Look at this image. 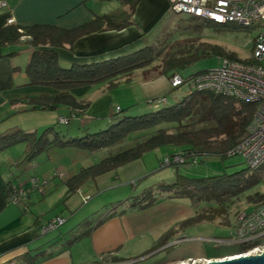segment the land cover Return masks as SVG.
<instances>
[{
    "label": "trees",
    "instance_id": "16d2710c",
    "mask_svg": "<svg viewBox=\"0 0 264 264\" xmlns=\"http://www.w3.org/2000/svg\"><path fill=\"white\" fill-rule=\"evenodd\" d=\"M139 1L141 0H123V7L119 10L100 15L95 14L90 21L72 28H63L48 23L29 26L8 24L0 27L1 47L5 48L22 42L23 38H26L25 42L33 47L26 67L27 85L46 86L54 90L14 101H25L31 104L32 109L64 108L67 111L66 115L83 116L90 101L78 99L72 92L79 87L97 85L102 82L110 83V87L117 86L116 80L120 77L148 67L158 69L161 74L171 78L176 74L182 75L181 70L199 59L215 55L246 63L255 62L254 43L252 56L242 59L235 51H228L222 45H204L198 43L195 37L184 36L170 37L171 39L160 36L154 42L131 53L107 60L71 65H64L60 62L58 48L66 47L72 50L74 42L86 34L122 30L135 24L133 16ZM198 20L203 21L205 25H241ZM198 26L195 24V27ZM6 55L10 56L12 52ZM192 76L194 77V74H191L189 78L183 77L189 81ZM176 89L173 88V90ZM162 100L163 98H154L149 101L152 109L141 115L125 116L116 122L112 121L111 116L107 127L94 132L85 129L82 135L77 134L70 137L62 135L53 125L40 133L34 129L12 127L0 132V151L21 141H26L29 148L26 159H32L36 154L52 147L74 146L90 151L118 145L123 147L120 151L92 165L82 166L77 173L68 177L65 184L67 186L66 195H69L86 185H95L99 176L136 161L146 152L165 144L180 146L181 153L184 152L190 157L217 155L224 159L228 156V151L246 137L247 128L260 106L257 102H245L235 97L199 90H192L173 105L166 106ZM122 110L121 108L120 111ZM176 154L178 153L171 155ZM262 181H264V164L253 172H246V169H242L232 173L180 178L175 182L161 185L159 194L150 190L141 197L133 196L135 200L128 209H123L117 214L116 212L108 213L95 227L129 210L147 209L160 200L174 198H187L195 206L201 202L208 205L200 208L199 205L192 217L180 221L169 229L158 240L161 245L174 239L179 229L191 224L220 221V224L224 226L233 227L241 211L251 210L264 202L263 191L247 192ZM239 205L241 207H237ZM83 235L81 234L78 238ZM260 244H264V234L250 242L225 246L212 244L211 252L205 256L221 257L240 251L246 252ZM41 252L35 254L31 251L27 252L25 254L26 264H40L54 255L49 253L44 260H39L38 254Z\"/></svg>",
    "mask_w": 264,
    "mask_h": 264
},
{
    "label": "rangeland",
    "instance_id": "374dc122",
    "mask_svg": "<svg viewBox=\"0 0 264 264\" xmlns=\"http://www.w3.org/2000/svg\"><path fill=\"white\" fill-rule=\"evenodd\" d=\"M112 4L116 8H122L123 0H113ZM113 5H109V8L111 9ZM125 8H129V6H125ZM171 18H173L174 22L169 30H162L161 32L164 33L161 34L158 30L154 31L153 36L155 38H159L160 36L161 38L165 37V39H171L170 37L178 38L180 36L195 37L198 43L204 45L219 44L228 51H235L242 59H247L252 56L254 38L264 30V22L261 24L255 23L252 26L246 27L241 25H205L203 21L189 14H177L174 12ZM195 24L199 26L195 27ZM181 32L183 33L181 34ZM9 46L15 49L18 48L20 51L17 59H19L18 63L21 64L27 53H29V51L26 52L30 48L29 43L23 41L22 43L11 44ZM30 57L31 54L29 53L28 58L30 59ZM222 59L223 56L220 55L201 58L189 67L181 70V74L189 78L191 74L195 75L197 72L221 66ZM26 67L27 65L25 64L21 73L27 79ZM22 76H17L16 79L22 81ZM193 78L192 76L191 79ZM191 79L181 88H177L174 91L182 95L180 99L172 102V105L192 90ZM109 85L110 83H108V89L105 92L111 95L110 112L112 121L116 122L125 116L146 113V111H137L138 109L131 110L123 106L131 98H134L135 101L140 99L136 92H131L127 88L129 83L125 85L123 82L112 87ZM10 102L0 107V132L12 127H21L34 129L40 133L47 127L53 125L62 135L70 137L72 135L76 136L77 134L82 135L81 133L85 132V129L94 132L108 125L107 119H99L96 121V123L100 122L98 125L91 124L84 126L81 125V119L77 116L72 117L69 123H59L58 117L60 115H66L64 109H32L31 104L25 101H18L16 105L14 104V100ZM118 105L124 107L120 112L117 111ZM165 105L167 106L166 103ZM21 144L26 145L27 142L21 141L15 144L17 147L8 149V151H4L5 149L1 150L0 164L3 161L12 159V157H17L18 151H21L23 148L21 146H24ZM121 149L123 147L120 145L92 151L74 146L52 147L36 154L32 158L34 164L24 174L26 179L23 180H30V183H27L28 185L31 184V178L33 177H36L40 184L46 182V185H44L45 193L33 191L32 210L37 215L42 214V217L49 213H60L66 219V222L58 229L45 235H39L38 239H42V242L44 241L42 244L44 245L43 251L38 254L39 260H44L49 253H53L54 259L60 258L59 264H160L187 257L208 255L211 252L212 244L204 239L230 234L233 228L232 226H224L220 224V221H204L179 229L174 239L164 245H161L159 241L155 243L153 234L146 232L141 237L142 241L139 242V245H135L132 242L131 246L128 244L124 249L119 248L118 250L112 249L103 252L97 251L90 233L108 213L116 212L117 214L123 209H128L133 200H135L133 196L141 197L150 190L159 194L161 192V185L175 182L184 177L211 176L221 173H232L242 169H246V172H253V169L249 167L242 154L227 156L224 159L217 155L203 156L200 157L199 164L189 168L178 165L162 167V162L171 154L181 153L180 146L165 144L146 152L142 158L103 175L107 178L104 186L100 184L98 186L96 184L84 186L82 188L84 194L91 197L88 202H83L78 191L66 195L67 186L65 179L67 177L77 173L82 166L92 165ZM20 177L21 175L15 179L18 180ZM258 190L264 192V181L259 182L247 192L251 193ZM169 200L167 202L168 204L166 203L167 205L161 203V213L159 215L156 213V215L146 218L147 224L153 221L154 217L158 216L159 218L161 217L162 227L163 220L165 222L168 216L165 226L173 225L177 221H180L178 217H183L187 214L192 215L196 212L199 205V208L208 205L201 202L198 206H195L187 198H174ZM237 207L241 206L239 205ZM242 207L244 208L245 206ZM182 209L186 210L185 214L182 213ZM28 214H23V216L27 217ZM165 214L167 215L165 216ZM182 219L184 220L185 218ZM153 232L157 234L160 231L154 230ZM81 234L84 235L78 238ZM183 236H187L189 240L174 242Z\"/></svg>",
    "mask_w": 264,
    "mask_h": 264
},
{
    "label": "crops",
    "instance_id": "0c3cea01",
    "mask_svg": "<svg viewBox=\"0 0 264 264\" xmlns=\"http://www.w3.org/2000/svg\"><path fill=\"white\" fill-rule=\"evenodd\" d=\"M5 1L8 7L0 8V27L8 24L29 26L37 23H48L63 28H72L90 21L95 17V14L111 13L120 9L112 4L113 0ZM109 5H113V7L110 9ZM172 13L169 0H141L134 12L135 24L122 30L86 34L74 42L72 50L66 47L58 48L60 62L64 65L90 63L131 53L150 42H154L156 39L153 36L154 31L158 30L161 34L164 33L161 32L162 30H169L174 22L173 18H171ZM11 17L14 18L13 23L9 21ZM25 39L23 38L22 42ZM9 47L0 46V107L11 103L10 101L12 100L53 92L54 90L50 87L27 85L28 78L26 79V77L22 76V68L29 63L28 55L29 53L32 55L33 47L29 44L30 48L26 50L29 53H27L21 64L18 63L19 59H17V55H20L18 48ZM8 52H12V55L7 56L6 53ZM17 76H22L23 80H17ZM116 82L117 85L123 82L125 85L129 83L127 88L131 92H136L140 99L135 101L134 98H131L123 106L125 108L131 107L132 110L138 109L137 111L151 110L152 107L149 101L154 98H163L164 102L169 105L180 99L182 95L174 92L175 90L170 85L169 77L152 67L135 70L130 75L120 77ZM106 89H108V82L72 90L78 99L90 101L84 115L77 116L81 119V125H98L100 122L96 123V121L99 119H107L109 121L111 118V95L105 92ZM14 104L18 103L15 101ZM123 106L121 105L120 107L123 109ZM21 145L24 146H21L23 148L18 151L17 157H12V159L3 161L0 164V264H26L25 254L27 252L36 253L43 251L44 245L42 244L44 241L42 242V239H38L39 235H41L39 230L49 219L56 215H61L60 213H49L44 217H42V214L37 215L31 207L33 194H31L28 201L26 212L23 210L22 205L7 201L6 191L9 184L21 183L28 185L30 183V180L23 179H26L24 174L28 172L34 163L33 159L24 161L29 148L27 144ZM13 147H17V145L10 146L4 151L13 149ZM20 175V179L16 180L15 178ZM103 175L97 178V186L98 184L104 186L106 183L107 178ZM169 201V199L160 200L155 205L143 210H129L123 214L113 216L95 227L90 235L94 240L93 243L96 250L103 252L112 249H124L128 244L131 246L132 242L135 245H139V242L142 241L141 237L146 232L153 234V240L156 243L182 218L188 219L194 215L193 213L192 215L187 214L183 217H178L180 221L173 225L171 224L172 226H165L168 216L165 222L163 220L162 227L161 217L159 218L158 216L147 224L146 218L156 215V213L159 215L161 213V203L166 204ZM27 213H29L27 217H24L23 214ZM182 213L185 214L186 210L182 209ZM154 230H159L160 232L156 234L153 232ZM116 252L118 253V251ZM59 261L60 258L54 259L52 257L40 264H59Z\"/></svg>",
    "mask_w": 264,
    "mask_h": 264
},
{
    "label": "built area",
    "instance_id": "2783aa9c",
    "mask_svg": "<svg viewBox=\"0 0 264 264\" xmlns=\"http://www.w3.org/2000/svg\"><path fill=\"white\" fill-rule=\"evenodd\" d=\"M174 13H186L194 18L209 20L217 24L235 23L252 26L264 22V0H169ZM5 0H0V8H7ZM10 23L14 18L9 19ZM254 60L246 63L235 59L223 58L219 67L207 69L194 75L192 90L211 91L225 96L235 97L245 102H257L259 109L247 128L246 137L236 144L227 153L228 156L242 154L248 165L253 170L259 169L264 164V30L254 38ZM172 88H181L188 81L180 74L169 78ZM191 90V91H192ZM190 91V92H191ZM188 92V93H190ZM164 101V100H162ZM121 107H117L120 111ZM75 114L60 115L59 123H69ZM200 157L187 156L184 152L167 157L162 166L178 165L191 167L199 164ZM44 185L36 177L31 178V184L11 183L7 189V200L10 203L28 208V201L33 191L45 193ZM83 202L91 198L78 190ZM66 219L56 215L45 222L40 228V234L45 235L61 227ZM264 234V202L251 210L241 211L227 236H215L204 239L216 245H234L254 241ZM189 240L187 236L176 239L174 242ZM264 244L255 246L246 253L261 254ZM244 253V252H243ZM223 259L218 257H187L162 264H208L211 261Z\"/></svg>",
    "mask_w": 264,
    "mask_h": 264
},
{
    "label": "water",
    "instance_id": "95a60500",
    "mask_svg": "<svg viewBox=\"0 0 264 264\" xmlns=\"http://www.w3.org/2000/svg\"><path fill=\"white\" fill-rule=\"evenodd\" d=\"M237 253L243 252L240 251ZM208 264H264V251L261 254H251L242 259L227 260L222 262H210Z\"/></svg>",
    "mask_w": 264,
    "mask_h": 264
},
{
    "label": "bare ground",
    "instance_id": "6f19581e",
    "mask_svg": "<svg viewBox=\"0 0 264 264\" xmlns=\"http://www.w3.org/2000/svg\"><path fill=\"white\" fill-rule=\"evenodd\" d=\"M247 252V251H246ZM236 253V254H227L225 256H222V257H218V258H223V259H218V260H214V261H211V262H222V261H227V260H234V259H242L246 256H249L250 253Z\"/></svg>",
    "mask_w": 264,
    "mask_h": 264
}]
</instances>
